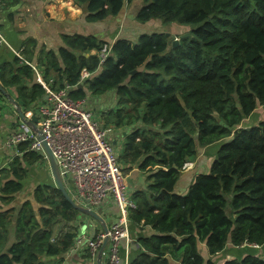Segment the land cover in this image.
I'll return each mask as SVG.
<instances>
[{
	"label": "trees",
	"instance_id": "trees-1",
	"mask_svg": "<svg viewBox=\"0 0 264 264\" xmlns=\"http://www.w3.org/2000/svg\"><path fill=\"white\" fill-rule=\"evenodd\" d=\"M73 1L88 21L117 16L132 2ZM16 3L0 0L8 7ZM142 3L138 23L174 24L189 36L173 47L165 31L142 33L136 41L118 38L112 45L93 35H63L56 52L40 51L36 67L46 82L53 79V89L69 86L74 100L115 91L116 108L105 113L103 124L126 128L118 164L127 170L136 165L148 182L132 196L128 219L154 231L139 238L143 252L129 264H214L211 257L228 242L247 245V253L223 264H264V120L254 116L264 110V0ZM35 46L32 39L24 42V61L31 63L26 50L32 54ZM82 69L89 75L79 88ZM33 75L16 56L0 65L1 85L14 89L26 109L45 100L41 85L29 86ZM216 144L208 172L195 174L187 191L178 193L184 164L198 149ZM17 149L0 169V209L8 206L0 211V264H38L40 255L70 248L75 232L55 240L53 222H73L78 212L47 184L33 191L37 210L28 201L13 205L28 169L43 159L25 143ZM11 229L16 240L8 245Z\"/></svg>",
	"mask_w": 264,
	"mask_h": 264
},
{
	"label": "crops",
	"instance_id": "crops-1",
	"mask_svg": "<svg viewBox=\"0 0 264 264\" xmlns=\"http://www.w3.org/2000/svg\"><path fill=\"white\" fill-rule=\"evenodd\" d=\"M142 5V0H132L130 4L125 5L122 12L117 16L109 17L104 21H88L86 17L87 13L82 7L76 5L73 0H17L16 4L9 7L2 4L0 5V32L6 44L0 46V65L12 61L17 52H20L21 56H23L24 42L28 39L34 40L36 46L32 54H30V50H26V56L31 58V64L35 66L40 74L41 72L36 67L40 51L45 49L56 52L63 45V35H93L110 45L118 38L136 41L137 37L142 33L158 31L150 29V25L158 22L152 21L140 24L136 21V14ZM91 53L95 54V51ZM33 79L34 77L29 86L35 83ZM3 88L11 97L19 100L16 98L14 89ZM0 95V169H2L8 167L12 158L19 154L16 147L6 146V140L21 118L16 112L15 107L8 102L1 92ZM90 96L92 95L87 93L86 104L87 101H91ZM114 104L116 105V99L114 100ZM32 107L26 109L22 105L21 111L24 113ZM256 112L261 113L264 110L263 108H259ZM110 127L113 128L112 126ZM125 129L123 127L116 129L120 133V138H123L119 150L115 148L117 154L122 151L124 136L126 134ZM111 132L112 129L110 130ZM116 142V140H113L112 145H115ZM215 147H218V144L198 149L196 156L188 161L190 165L188 168L182 170L175 185L178 193L183 194L187 191L195 174L198 172H208L210 164L215 157L216 151H213ZM127 176H130L126 180V185L130 187L128 197L132 198L135 192L144 190L147 186V173L142 172L135 165L130 170H127ZM22 184L23 189L16 194L13 205L19 206L28 201L31 203L33 209L37 210L39 205L33 198L34 189L40 184H47L52 187L55 185L48 162L44 160L36 163L35 166H31ZM64 186L73 199L74 190L72 185L68 183L64 184ZM6 208L8 206L2 207L0 211ZM93 210L101 216L107 228L117 223L120 218V211L111 197L94 207ZM78 214L73 222L54 221L52 238L59 240L65 233L75 232L76 238L84 236L86 239H93L98 234L103 233L101 222L83 214L77 217ZM152 234H154V231L151 227L144 226L142 222L139 224L132 223L128 219V239L122 240L120 243L119 264H129L131 260L136 259L143 252L139 238L148 237ZM14 240L16 239L11 229L8 235V245L13 243ZM75 240L70 248L61 254L52 256L47 254L40 255L38 264H98L97 254L94 257L89 256V250L85 242L76 244ZM246 248L247 245L246 247H235L228 242L222 252L211 258L214 264H223L225 260L245 255L247 253ZM107 250L106 245L99 264H107ZM199 251L207 262L209 255L205 242L199 244Z\"/></svg>",
	"mask_w": 264,
	"mask_h": 264
},
{
	"label": "built area",
	"instance_id": "built-area-1",
	"mask_svg": "<svg viewBox=\"0 0 264 264\" xmlns=\"http://www.w3.org/2000/svg\"><path fill=\"white\" fill-rule=\"evenodd\" d=\"M5 44L0 32V46ZM106 50L107 47H104L98 53L100 63L106 57ZM16 57L31 66L34 70L33 80L41 85L46 97L43 102L23 113L24 119H20L10 133L6 146L18 148L19 144L25 143L27 151L36 152L48 162L41 142L27 124L33 116L37 118L35 124L41 130L43 139L56 160L63 183H70L73 187L74 201L93 208L111 197L120 211L118 222L111 225L106 233H100L93 239L78 237L75 243L85 242L90 255L94 257L104 238L108 237L107 264H119L120 243L128 239V214L135 208V204L123 191L126 181L118 164L117 153L108 140L110 129L93 120L92 112L85 107V100H74L70 97L69 86L53 89V79L46 82L34 65L23 60L20 52L16 53ZM88 75L82 69L81 82ZM189 165L190 163H185L183 170Z\"/></svg>",
	"mask_w": 264,
	"mask_h": 264
},
{
	"label": "water",
	"instance_id": "water-1",
	"mask_svg": "<svg viewBox=\"0 0 264 264\" xmlns=\"http://www.w3.org/2000/svg\"><path fill=\"white\" fill-rule=\"evenodd\" d=\"M170 33H165V37H169ZM189 36V33H184V34H180L179 36V39L180 38H183V37H187ZM179 39L177 38H173L171 40V45L174 47L175 45L178 44V41ZM78 87L81 88L82 87V82H79L78 83ZM0 92L1 94H3L8 102H10V104L12 106L15 107L16 109V112L18 113L19 117L23 120L24 119V116H23V113L21 111V107L23 105L22 101H19V100H16L15 98L11 97L9 95V93L0 85ZM36 118L33 116L31 118V121H27V124L30 126V128L36 133L37 135V139L41 142V145L44 149V151L46 152L47 154V158H48V165H49V168H50V172L52 174V177H53V180H54V186L56 187V189H58L62 196L65 198V200L75 209L77 210V212L79 213L77 217H80L81 214L83 215H86L92 219H95L99 222H101L102 224V228H103V232L106 233L108 228L107 226L104 224L101 216H99L95 211H93L91 208L87 207V206H84V205H80V204H77L70 196V194L67 192L65 186H64V183L60 177V174H59V171H58V166H57V163H56V160L50 150V148L48 147L47 143L45 142V140L43 139V135L41 133V130L39 128H37L36 124ZM108 242V237H105L104 240H103V243L101 245V247L98 249L97 251V263L99 264V260L101 258V255H102V252L106 246Z\"/></svg>",
	"mask_w": 264,
	"mask_h": 264
},
{
	"label": "rangeland",
	"instance_id": "rangeland-1",
	"mask_svg": "<svg viewBox=\"0 0 264 264\" xmlns=\"http://www.w3.org/2000/svg\"><path fill=\"white\" fill-rule=\"evenodd\" d=\"M159 24L160 23H153L152 25H150V29L151 30H158V31H165L167 33H170V35L168 37L169 39L171 37H173V38L176 37V39L177 38L179 39L180 34L187 33V29L181 28V26L178 28V27H176L177 25H174V24L162 25V26ZM90 98H91V101H87L86 108L92 112L93 120L97 121V123L99 125L103 126L104 120L106 118L105 113H107L110 109L116 108V105L114 104V100L116 99L115 93L113 90H110L103 95L90 96ZM33 110H34V112H36L35 109H33ZM254 116H258L257 121L264 120V112H261V113L258 112V114H255ZM108 128L110 129L111 127L109 126ZM111 129H112V132L108 135V140L110 141L111 145H112L113 140L117 141L115 145H112L115 152L117 153L116 149L119 150V147L121 146L123 138H120L119 131H116L117 128L115 129L113 127ZM217 150H218V147H215L213 149L214 152L215 151L217 152ZM42 161H44V160L42 159ZM121 166H122V164H121ZM120 168L122 171V175L125 178V181L128 180L130 176H127V169H124L123 167H120ZM123 191H124V193H126V196H128L129 191H130V187L126 185ZM93 209H94V207L92 208V210Z\"/></svg>",
	"mask_w": 264,
	"mask_h": 264
},
{
	"label": "bare ground",
	"instance_id": "bare-ground-1",
	"mask_svg": "<svg viewBox=\"0 0 264 264\" xmlns=\"http://www.w3.org/2000/svg\"><path fill=\"white\" fill-rule=\"evenodd\" d=\"M36 118V117H35ZM36 120H37V118H36Z\"/></svg>",
	"mask_w": 264,
	"mask_h": 264
}]
</instances>
